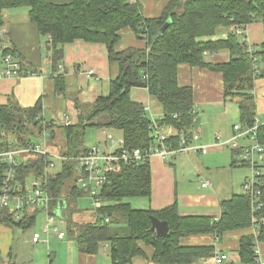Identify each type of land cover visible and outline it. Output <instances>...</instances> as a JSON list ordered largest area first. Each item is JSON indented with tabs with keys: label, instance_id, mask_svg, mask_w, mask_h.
Here are the masks:
<instances>
[{
	"label": "trees",
	"instance_id": "obj_1",
	"mask_svg": "<svg viewBox=\"0 0 264 264\" xmlns=\"http://www.w3.org/2000/svg\"><path fill=\"white\" fill-rule=\"evenodd\" d=\"M165 1L160 15L146 17L137 0H68L64 3L51 0H0L2 54L11 53L14 56V49L3 47L7 32L3 12L27 7L28 22L40 36L46 38V46H49L48 60L55 73V92L65 99L78 96L67 93L64 73H58L65 44L77 39L102 43L109 64L118 66V74L109 80L107 94L96 95L85 106L78 96L70 124L62 126L54 120L45 122L44 127L50 138H53L57 128L61 129L63 154L68 157L49 179L50 205L56 208L60 201L64 202V233L76 243L78 251L95 255L106 247L109 264H130L134 257L145 255L144 246L152 248L151 264H192L211 256L213 247L188 245L183 238L201 234L220 238L226 231L251 226L256 227L255 234L240 237L236 255L242 264H255V244L264 242V185L261 187L258 209H253L249 195L234 193L220 201L218 219L208 215L181 214L176 201L157 210L138 208L125 199L134 196L150 199V163L148 160L140 163L120 161L116 169L109 173L108 182L100 189L98 199L101 206L91 208L93 220L77 222L70 217L81 210L77 204L79 197L88 196V192L79 189L74 182V159L89 149L84 142L88 127L120 131L123 149L127 151L146 149L151 144L152 122L144 106L131 98L133 87L147 89L149 95L161 105L163 115L157 123L175 130L167 141L173 148L178 147L180 132L187 136L192 131L197 132L199 138L192 143L203 144L200 143L198 128H194L197 113L193 88L190 84L179 83L181 65L218 72L223 82V98L234 100L238 106V123L243 128L257 124L256 139L264 147V121L255 119L253 93L256 80L264 78V39L258 46L249 47L234 30L228 32L225 39H202L215 35L222 28L233 26L243 29L253 21L264 20V0ZM167 21V26L158 34ZM123 30H129L135 40L143 44L117 49ZM220 49L228 51V61L213 63L206 59L205 52ZM32 65L29 66L32 68ZM31 71L38 72L37 69ZM41 111L40 101L31 107L9 101L0 105V146L23 145L32 136L41 135L42 121L38 118ZM231 152L233 156L239 155L242 148L232 147ZM241 160L233 161L231 165L248 166L247 161ZM44 161L40 156L29 157L20 163V175L32 172L34 167L40 169ZM261 168H264V162ZM3 171L4 165L0 163V185ZM38 212V209H30L17 220L8 209L0 208V224L24 231L35 223ZM151 216L167 222L166 235H157L150 229Z\"/></svg>",
	"mask_w": 264,
	"mask_h": 264
},
{
	"label": "crops",
	"instance_id": "obj_2",
	"mask_svg": "<svg viewBox=\"0 0 264 264\" xmlns=\"http://www.w3.org/2000/svg\"><path fill=\"white\" fill-rule=\"evenodd\" d=\"M137 1L141 4L143 14L146 17H156L160 15L166 4L165 0ZM8 10L3 12L4 26L5 29H7L6 39L3 41V47L14 49V56L21 62L23 72L18 76H0V105H4L9 101L17 103L22 107H31L37 101H40L42 108L41 115H39L40 120H43L44 123L46 121L54 120L60 125L65 115H67L66 111L70 103L67 101V98L65 99L63 96L58 95L55 92L53 81L55 73H53L51 68H48L47 70H38V68H31L29 66L30 64L37 65L38 61L40 63V50L41 48H46V38L40 36L36 32L35 28L28 22V17L26 20L24 19L22 22L18 23L7 22L6 20L9 17ZM231 30L233 29L230 27L227 29L222 28L219 29L215 35L203 37L202 39H225L227 33ZM237 33L241 41H244L247 46H258L264 39V20L253 21ZM122 34V38L125 37L126 40L122 41L121 38V41L117 45V49L119 50L128 45L141 46L143 44L141 42H137L129 30H123ZM20 36L22 37V44L18 41ZM24 37H35L36 40H33L36 43L35 51H37V54H32L30 50L24 47V42L27 41ZM204 55L207 60L213 63L226 62L230 57L228 51L225 49H220L217 52H205ZM98 57L99 60L100 58L101 60L102 58L103 60L106 59L105 66L97 67L95 60ZM21 58H23L27 64H23ZM47 61L49 64L48 59ZM32 69H37L38 72L34 73L31 71ZM88 70H92L93 73L88 75ZM25 71H30L31 73L24 74ZM59 72L64 73L67 93L78 95L79 98H83L84 94L90 91L103 95L107 94L109 80L118 74V66L115 63L109 64L107 51L105 45H102V43H88L77 39L74 42L63 46V61L58 68V73ZM178 76L179 83L181 77H183V79H192L193 81L194 79H198L199 81L197 92L193 89V96L194 109L197 113V118H199L197 128L200 132V143H215L217 137H219L222 141L230 139L233 136L232 127L235 125V122H232V120L236 119V116H239V112L238 106L234 100H225L222 96L223 82L221 75L218 72L209 71L207 69L199 70L181 65L179 67ZM98 82L100 83V86L97 85ZM253 93L256 104L255 119L256 121L261 122L264 121V78L256 80ZM130 95L133 100L140 102L147 108L145 112L151 122L154 120L157 123V120L163 115L162 107L156 99H154V97L149 95L147 89L133 87L130 91ZM95 96L96 94L92 96L91 100H93ZM233 105L236 107V114L229 113L230 108ZM209 115L216 119H213L217 123L216 130L214 131L208 129L209 122L207 119ZM67 116L71 118V116ZM157 125L164 131L167 130V132L175 133V130L172 127L159 125L158 123ZM56 131L59 135V144H56L57 142L54 140L53 144L48 143L47 150L60 156L64 155V137L60 128H57ZM111 139L115 140L114 138ZM111 139L109 141L110 148L107 151H114L118 148V146H115L116 142L112 145ZM238 139H242V145L249 143L247 139L237 138L236 141ZM104 143L107 144L108 141L104 140ZM224 147H228V150L230 149L228 153L224 150ZM231 148L232 147L230 145H222V147L212 146L206 154L194 151H190L186 154L176 153L172 155L168 161L157 156L152 157L149 160L151 168V195L148 200L147 207L157 210L176 201L181 214L208 215L212 216L213 219H218L221 212L220 201L222 199L229 198L234 193L239 192H234L232 187L229 191H224L219 181H213L209 177L206 179L202 176L194 163H204L205 161L215 163L219 161L220 163L231 164L233 161L234 163H236L235 161H240V154L237 155L238 157L236 155L233 156ZM183 163H188L190 165V169H193L199 178V185H197L194 189L188 186L189 179L181 175L183 174L181 171ZM57 167H59V165H57ZM245 167L249 169V165ZM240 170L243 171L242 169ZM246 174L244 176H242V174L241 177L235 181V185H240L241 193L242 185L249 177ZM205 182L207 183V186L202 187L201 184ZM80 211L82 213L88 212V214H90L85 221L93 220L94 216L92 209H82ZM255 231L256 227L251 226L243 229L226 231L220 238L211 234H201L190 235L182 240L188 245H210L213 247L212 255L217 251L226 253L229 260L225 261L224 264H242L238 261L236 255V251L239 248L240 237L244 234H255ZM22 235L23 232L21 229H15L5 226L4 224H0V264L33 263L31 256L25 257L22 255V249L27 252L25 248L26 246H24L26 240H23ZM65 238L69 241L71 240L66 235L62 239L57 238V240H63ZM30 242L32 243H30L31 247L38 244H34L31 240ZM72 242L73 241H70L69 243H62L61 241H58L55 243L63 258L65 255L64 263L66 264H100L102 261V254L107 251L106 247H103L102 250L95 255L81 254L76 245ZM255 248L258 249V256L264 264V242H256ZM144 250L145 255L134 257L130 264H151L150 258L152 248L144 246ZM211 256L198 259L192 264H213ZM55 257L56 254L52 250L51 253L48 254V264H51Z\"/></svg>",
	"mask_w": 264,
	"mask_h": 264
},
{
	"label": "built area",
	"instance_id": "obj_3",
	"mask_svg": "<svg viewBox=\"0 0 264 264\" xmlns=\"http://www.w3.org/2000/svg\"><path fill=\"white\" fill-rule=\"evenodd\" d=\"M237 33L240 31L238 27H231ZM3 30H0V35ZM238 34V33H237ZM0 76H18L23 72L21 63L11 54H2L0 46ZM93 71H88V75ZM24 74H30L25 71ZM146 111L147 108L144 107ZM38 118H40L38 116ZM71 123L70 118L65 115L61 124L66 126ZM44 121L42 120L43 132L45 135ZM233 136L227 141H222L217 137L213 145L210 144H194L192 141L197 140L199 135L197 132L187 136L180 132L178 147L173 148L167 143L168 138L174 134L165 132L157 123L152 120L150 125L151 144L146 149L135 148L132 151L123 149V140L118 143L116 150L103 151L97 145H90L88 151L75 158L74 181L79 189L88 192V197L92 199L94 208L101 206L98 199V194L102 186L108 182L109 173L116 169L118 162L140 163L150 160L152 157H160L168 161L170 157L176 153L186 154L190 151L200 150L202 154L207 153L212 146L222 147V145H230L233 148H242L240 158L247 161L252 168L251 175L245 180L242 185V193L249 195L253 209L260 207L259 198L261 195V187L264 185V176L262 171L264 147L256 139L257 124L252 127L243 128L239 123L232 127ZM237 138L247 139L249 144L241 145L237 142ZM112 145L115 140L111 139ZM40 156L45 159L42 167L32 169V172L21 176L19 173V165L26 161L29 157ZM65 155L58 156L47 150L45 144H38L33 140L19 146H0V163L4 165L3 178L0 185V208L8 209L14 219L22 218L30 209H38L44 214V223L41 226L40 232H33L31 241L33 243H47L50 235H55L57 238L65 236L64 231L60 229L59 222L56 221L57 207L52 208L50 205V195L48 192L49 179L55 173L53 169L57 165L61 166L62 161L67 160ZM73 159V158H72ZM27 180H31L27 183ZM202 187L207 186V183H202ZM108 218H105L107 221ZM256 254L255 264H263V261L258 256V249L255 248ZM228 256L220 251L215 252L212 256L213 264H224Z\"/></svg>",
	"mask_w": 264,
	"mask_h": 264
},
{
	"label": "rangeland",
	"instance_id": "obj_4",
	"mask_svg": "<svg viewBox=\"0 0 264 264\" xmlns=\"http://www.w3.org/2000/svg\"><path fill=\"white\" fill-rule=\"evenodd\" d=\"M51 1L58 2V3L68 2V0H51ZM8 13H9V17L7 18L6 21L12 22V23L13 22L18 23V22H22V20H24V19L26 20V18L28 17V8L25 6H21L18 8H11L8 10ZM26 38L27 37H24V39L27 40L24 42V47H26L28 50H30L32 54H37V51H35L36 50V43L33 40V39H35V37H32V38L29 37L27 39ZM125 40H126V38L123 37L122 41H125ZM18 41H19V43L22 44V37L21 36L18 38ZM102 45H104V44H102ZM40 52H41L40 63L38 61L37 65L34 64V65H32V67L38 68V70L39 69L47 70L48 68H51L50 64L47 63L48 58H46V57H48V50L46 48L45 49L41 48ZM21 61L23 64H27L23 58H21ZM105 62H106V59L103 60V58H102V60H101V58H100V60H99V57L95 60V64L97 65V67L105 66ZM180 83L181 84H191L193 86L194 91L197 92L198 85H199L198 79H194V81H193L192 79H183V77H181ZM97 85L100 86V83L98 82ZM94 94L97 95L98 93H95L94 91H90V92L85 93L83 98H78V96H77V98L85 106V105H88V102L92 99V96ZM77 98L75 96H73L70 99L68 98V100H67L70 104L67 107L66 114L71 116L70 120L72 119V115L74 114V111H75V108H73V107H75L74 104L76 103ZM228 103H231V102H228ZM229 113L230 114L231 113L232 114L237 113L236 107H234V105L231 106ZM213 119L216 120L214 117H211V115H209L208 119H207L209 122L208 129L211 131L216 130V127H217V123ZM232 122H235V124L238 123L239 122L238 117L236 116V119H233ZM43 130H42V132H43ZM56 132L57 131H55L53 138H50L49 132L46 131L44 136L42 135V133L39 136H32V140L38 144H45L46 148H48V143L53 144L54 140H55V142H57L56 144H59V141H58L59 135ZM165 132H167V130H165ZM111 138L115 139V142H116L115 146H118L117 144L121 140V132L118 130H114V129H98L95 127H88L86 129L84 142H85L86 146L97 145L100 149L107 151L110 148L109 141ZM104 140H107L108 143L105 144ZM237 141L239 143H242V139H238ZM46 142H47V144H46ZM213 144L214 143H211L210 145H213ZM224 150L228 153L230 149L228 150V147H224ZM194 164L198 168L197 170L206 179H208V177H209L213 181L214 180L219 181V183H220V185L224 191H229L230 188L232 187L234 192L240 193L241 187H240V185H235L236 184L235 181H237L238 178H240L242 174H243L242 176H244L247 173L246 175L250 176L252 173V168L250 166L248 169L245 166H240V165L232 166L230 163H220L219 161L215 162V163L205 161L204 163H194ZM59 168H60V166L55 167L53 169V171L57 172L59 170ZM240 169H242L243 171H241ZM181 171L183 172V174H181V175L184 176L185 178L189 179V185H188L189 187H192L194 189L197 185H199V178L197 177L196 172H194L193 169H190V165L188 163H183ZM262 171L264 172V168H262ZM193 173H195V174H193ZM30 181L31 180H27V183L29 184ZM125 200L128 201L132 206H135L138 208H146L148 206V199L146 197H143V196L128 197ZM78 207L81 210L82 209L88 210V209L93 208L92 199L88 196L79 197ZM57 209H58V205H57ZM63 210H64V208H63ZM64 212H65V210H64ZM65 214L63 217H60L59 215H57L58 219L56 218L57 222L60 221L59 225H60V229L62 231L66 230V226H65V223H66L65 219L66 218L63 219L65 217ZM88 215H90V214H88V212L82 213L80 211V212L72 214V216H70V217L73 221L84 222L87 219ZM43 223H44V214H43V212H38L36 217H35V223L30 228H28L24 231L22 230L23 240H26V242L24 243V246H26L25 248L27 250V252H25L24 249H22V255L25 257L31 256V258L33 260L32 264H48V259H49L48 254L51 253V251L53 250L56 254V257L51 264H66V263H64L65 262V255L63 258V256L60 254L58 247H56L55 243L58 241H61L62 243H66V242L69 243L72 240L69 241L67 238H65L63 240H57L56 236L51 235L49 237L47 243H38L37 245H34L33 247H31V244H32L30 242L31 235L33 232H40L41 226ZM60 239H62V238H60ZM72 243H74L76 245V243L74 241ZM102 255H103L102 261L100 262V264H109L108 253L105 252Z\"/></svg>",
	"mask_w": 264,
	"mask_h": 264
},
{
	"label": "water",
	"instance_id": "obj_5",
	"mask_svg": "<svg viewBox=\"0 0 264 264\" xmlns=\"http://www.w3.org/2000/svg\"><path fill=\"white\" fill-rule=\"evenodd\" d=\"M169 23V21H167L158 31V34H161L162 31L164 30V28L167 26V24ZM46 49L49 50V46H46ZM199 123V118H197L194 121V128H197ZM64 208V202L60 201L58 204V209H57V215H59L60 217H63L65 212L63 210ZM151 220V227L150 229L152 231H155L157 235H166L168 232V224L166 221L160 220L154 216L150 217Z\"/></svg>",
	"mask_w": 264,
	"mask_h": 264
}]
</instances>
